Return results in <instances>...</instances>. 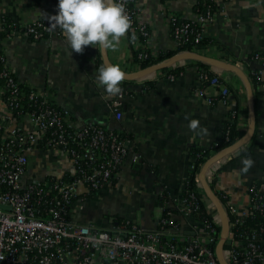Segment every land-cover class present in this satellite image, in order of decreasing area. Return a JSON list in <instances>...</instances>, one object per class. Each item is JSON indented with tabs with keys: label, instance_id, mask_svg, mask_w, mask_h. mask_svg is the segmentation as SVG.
<instances>
[{
	"label": "crops",
	"instance_id": "0c3cea01",
	"mask_svg": "<svg viewBox=\"0 0 264 264\" xmlns=\"http://www.w3.org/2000/svg\"><path fill=\"white\" fill-rule=\"evenodd\" d=\"M135 1L139 18L149 26L150 50L154 55H163L176 49L170 15L189 17L199 0ZM216 2L219 12L207 31L212 42L194 52L234 63L250 80V75L254 74L252 70L261 73L258 84L252 83V86L254 93L255 89L262 92L258 107L264 116V0ZM58 3L59 0H0V33L5 18L33 22L57 13ZM11 35H0V51L17 78L53 91L57 105L68 113L76 127L98 124L139 137L136 147L139 160L134 161L129 156L115 184L109 188L116 195L115 203L106 201L107 190L87 201L79 214V220L85 224L96 225L94 220L101 216L108 222L115 216H127L146 230H158L165 208L180 198L185 181L195 167L192 148L213 149L221 141L232 107L222 102L209 104L199 95L197 88L201 82L197 63L208 64V70L219 74L228 86L238 90L242 95V107L248 108L246 88L239 76L205 61L184 60L171 67H185L174 80L158 72L133 78L127 85L129 93L123 99V118L117 120L110 108L114 97L105 98L103 87L96 81L97 69L105 63L103 52L97 47L87 46L82 54L74 52L71 56L63 32L37 40L24 34ZM133 52L127 34L116 50L109 49L106 54L111 63L119 64L125 72H134L140 68L133 62ZM179 53L181 51L164 60ZM146 79L153 80L149 88L145 87ZM192 119L199 120L208 134L190 131L188 123ZM249 123L250 113L241 114L239 127L246 131ZM249 156L254 165L243 173L240 171L242 161ZM71 169V161L63 153L39 150L31 156L27 178L61 175ZM208 179L212 187L222 193L226 207L234 205L239 212L246 210L251 199L250 187L264 185V123L247 145L211 167ZM203 200L207 205L210 203L206 194ZM175 218L184 236L196 235L202 229L197 220L179 213Z\"/></svg>",
	"mask_w": 264,
	"mask_h": 264
},
{
	"label": "built area",
	"instance_id": "2783aa9c",
	"mask_svg": "<svg viewBox=\"0 0 264 264\" xmlns=\"http://www.w3.org/2000/svg\"><path fill=\"white\" fill-rule=\"evenodd\" d=\"M202 1L205 8L192 12L185 20L170 15L176 48L193 46L181 52L197 51L217 18L219 9ZM123 2L132 21L131 30L136 31L135 40L128 36L129 44L139 51V58L146 59L150 56L149 26L139 18L135 0ZM9 25L13 33L8 37L24 34L37 40L62 33L59 28L49 31L45 17L26 23L15 20ZM175 77L167 75L171 80ZM256 77L260 79L261 73L256 72ZM208 78L207 73H200L199 95L209 104L230 105L229 86L219 74L205 85ZM22 83L0 51V264H219L210 246L216 239L215 227L196 219L201 199L195 193L176 198L155 231L144 229L127 216L112 217L109 228L82 223L79 214L87 201L115 184L129 156L139 160V137L98 124L76 127L57 105L53 91L29 83L22 87ZM125 96L122 90L111 102L117 120L123 118ZM71 142L76 147H70ZM39 150L63 153L71 161V179L63 174H47L29 180L31 156ZM196 180L199 183L197 177ZM250 194L246 210L239 212L234 205L226 207L229 216L235 218L234 222L230 219V248L225 249L231 264H264L263 243L259 242L264 226L260 232L256 228L249 230L245 243L239 242L232 231L252 210L264 215V185H252ZM207 207L214 209L211 202ZM178 213L197 220L202 229L196 235L184 236L175 218ZM214 222L220 225L217 214Z\"/></svg>",
	"mask_w": 264,
	"mask_h": 264
},
{
	"label": "clouds",
	"instance_id": "9594fccd",
	"mask_svg": "<svg viewBox=\"0 0 264 264\" xmlns=\"http://www.w3.org/2000/svg\"><path fill=\"white\" fill-rule=\"evenodd\" d=\"M45 18L49 31L62 30L71 56L74 52L82 54L87 46H95L100 52L116 50L132 25L123 0H59L57 13ZM132 39L135 40L134 33ZM125 79L126 72L119 64L102 63L97 69L96 81L103 87L105 98L118 95ZM188 128L200 135L208 134V129L202 128L196 119L189 121ZM242 164L240 171L246 173L254 161L249 156Z\"/></svg>",
	"mask_w": 264,
	"mask_h": 264
},
{
	"label": "trees",
	"instance_id": "16d2710c",
	"mask_svg": "<svg viewBox=\"0 0 264 264\" xmlns=\"http://www.w3.org/2000/svg\"><path fill=\"white\" fill-rule=\"evenodd\" d=\"M204 3L202 0H199L197 5H196V10L195 11H201L205 8ZM206 4H211L213 9L218 11V4L214 1V0H207ZM179 18L181 20H185L186 18L184 17H180ZM15 20L11 19V18H5L4 19V28L3 31L0 33L1 37H7L9 35V33H13V30L10 28L11 26L9 24H11L12 22H14ZM62 31V30H61ZM133 33L136 36V31L130 30L128 33V36H132ZM142 37V36H141ZM212 42V39L205 36L200 43L197 45L198 48L197 49H204L206 48L210 43ZM185 49H189L192 50L193 46H186L184 48H176L175 50L168 52L166 54H159V55H154L152 53V51L149 48V52H150V56L146 59H142L138 57V50H134L133 54V62L134 64H136L139 68H144L147 66H150L152 64L158 63L168 57L173 56L174 54L180 52L181 50H185ZM197 65H199V74L200 73H207L208 75V80L205 83V85H207L209 83V80L211 77H213L214 75H216L215 73H213L212 71L208 70V64H204V63H197ZM185 70V67H173V68H165L160 70V74L161 76H167L169 74H174L175 76H178L182 71ZM254 72V74L250 75L251 77V83H253V85H257L258 84V80L256 77V70H252ZM222 79V78H221ZM134 79H125L122 84H121V89L123 90L124 93H126V95L129 93L128 90V84L133 81ZM2 81V79H1ZM145 83V87L149 88L150 85H152L153 80H148L146 79L144 81ZM22 87H27L25 86L23 83L21 84ZM230 91H231V95H230V105H231V114H230V119L227 121L226 124V128L223 134V137L221 139V141H219V143L213 148V149H205L202 147H198V146H194L191 150V154L193 155V157L195 158V167L192 169L190 176L188 177V179L185 181L184 184V189L182 191V194H189V193H195L200 199H201V204L199 205L198 210L195 212V217L198 221L202 222V223H212V225L215 227V232L213 233L214 237L216 238L215 241L213 243L210 244V246L213 248V250H215L216 244L219 240V236H220V232H221V226L218 225L217 223L214 222V217L217 214L216 209L214 208L213 210H209L207 207V204L204 202L203 197H205V194L203 193V191L201 190V188L198 185V181L196 180V177L198 176V173L200 172V169L202 167V165L206 162V160H208L212 155H214V153L216 151H220L222 149H224L225 147L231 145L233 142H235L236 140H238L239 138H241L244 134H245V130L239 127V117L241 114H248L249 110L248 108H243L241 105V99H242V95L238 92V90L233 89L232 87H230ZM262 95V92L258 91L255 89V113H256V131H255V136L258 134V132H260V127L261 124L264 123V116H262L259 107H258V100L260 98V96ZM233 109H235V115L232 116V111ZM124 134L129 135V133H126L125 131H123ZM228 136V140L226 139V137ZM70 147H76V145L74 143H70ZM64 177H66L67 179H71V174L70 171L69 172H65L63 174ZM213 189L215 190L216 194L219 196V198L221 199V201L224 203V198L222 196V193L218 190H216L214 187ZM203 200V201H202ZM168 211V208H165V214ZM230 219L232 222H234V217L232 215H230ZM264 226V215L263 213H261L259 210H252L251 215L249 217H247L244 221L242 222H238L236 223V225L234 227H232V231L236 234V239L239 242H247L249 240V230L256 228L258 232H260V227ZM240 234H243V237H240ZM259 242L263 243V251H264V235L260 233V240ZM230 248V244L226 243L225 245V249Z\"/></svg>",
	"mask_w": 264,
	"mask_h": 264
},
{
	"label": "water",
	"instance_id": "95a60500",
	"mask_svg": "<svg viewBox=\"0 0 264 264\" xmlns=\"http://www.w3.org/2000/svg\"><path fill=\"white\" fill-rule=\"evenodd\" d=\"M104 62L111 63L109 60L106 51L103 52ZM184 60H199L205 61L211 64H214L218 68L222 70H226L228 72H233L237 76L241 78L243 81L248 99V109L250 113V123L245 131V134L233 142L231 145L225 147L224 149L218 151L214 155H212L206 162L202 165L200 172L198 174L199 186L203 189L207 198L213 204L214 208L217 211V215L220 219L221 232L219 236V240L215 247V255L219 262V264H231L225 255V245L227 243L229 233H230V216L227 211L226 206L223 204L219 196L216 194L213 189L207 175L216 163L222 161L224 158L229 157L234 154L238 150L242 149L245 145H247L251 139L253 138L256 130V113H255V100H254V90L249 76L245 73V71L238 65L227 62L225 60H220L216 58H211L205 56L203 54H199L196 52L185 51L177 54L176 56L169 58L164 61H160L158 63L152 64L150 66L140 68L134 72H126V79H133L139 77H145L151 73L158 72L165 68H170L178 62Z\"/></svg>",
	"mask_w": 264,
	"mask_h": 264
},
{
	"label": "rangeland",
	"instance_id": "374dc122",
	"mask_svg": "<svg viewBox=\"0 0 264 264\" xmlns=\"http://www.w3.org/2000/svg\"><path fill=\"white\" fill-rule=\"evenodd\" d=\"M110 188H112V187H110ZM106 190H104V191H106L105 192V195H106V198L105 199H106V201L108 200V203H110V204L113 205L115 203V200H116V195H115V193L109 191L110 190L109 188H107ZM101 217H98V218H96L97 220L96 219L94 220V223L96 224L95 226H97V227H104V228L105 227H108L109 226V222H108V220L105 221V218L106 217L105 218L103 216H101Z\"/></svg>",
	"mask_w": 264,
	"mask_h": 264
}]
</instances>
